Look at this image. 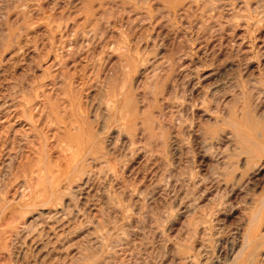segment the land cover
Returning a JSON list of instances; mask_svg holds the SVG:
<instances>
[{
    "label": "rangeland",
    "instance_id": "374dc122",
    "mask_svg": "<svg viewBox=\"0 0 264 264\" xmlns=\"http://www.w3.org/2000/svg\"><path fill=\"white\" fill-rule=\"evenodd\" d=\"M0 264H264V0H0Z\"/></svg>",
    "mask_w": 264,
    "mask_h": 264
}]
</instances>
